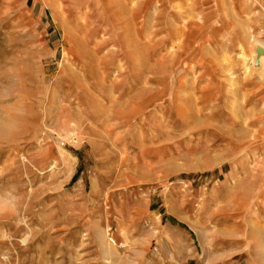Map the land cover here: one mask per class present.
<instances>
[{
    "label": "rangeland",
    "instance_id": "374dc122",
    "mask_svg": "<svg viewBox=\"0 0 264 264\" xmlns=\"http://www.w3.org/2000/svg\"><path fill=\"white\" fill-rule=\"evenodd\" d=\"M238 1L0 0V264H264Z\"/></svg>",
    "mask_w": 264,
    "mask_h": 264
},
{
    "label": "bare ground",
    "instance_id": "6f19581e",
    "mask_svg": "<svg viewBox=\"0 0 264 264\" xmlns=\"http://www.w3.org/2000/svg\"><path fill=\"white\" fill-rule=\"evenodd\" d=\"M246 38V37H245ZM237 41H244V37H238V34H237ZM246 40V39H245ZM255 42H256V44H253L252 43V51H254L255 50V48H259L260 49V53H257L256 52V55H253V57L251 58V61H253V63L252 64H255L257 61H261V53H263V56H264V43L263 42H261V41H259L258 39H253ZM246 42V41H245ZM252 42V41H251ZM242 43V42H241ZM231 46V45H230ZM226 47V46H225ZM263 51V52H262ZM182 57V56H181ZM237 58V57H236ZM238 59V58H237ZM259 59V60H258ZM238 60H240V59H238ZM237 60V61H238ZM232 62H233V60H232ZM239 62V61H238ZM233 65V64H232ZM225 69V68H224ZM225 71V70H224ZM236 71V70H235ZM99 228V227H98ZM100 232H102V231H100V230H98L97 231V234H99Z\"/></svg>",
    "mask_w": 264,
    "mask_h": 264
},
{
    "label": "crops",
    "instance_id": "0c3cea01",
    "mask_svg": "<svg viewBox=\"0 0 264 264\" xmlns=\"http://www.w3.org/2000/svg\"><path fill=\"white\" fill-rule=\"evenodd\" d=\"M242 3H244V4H247V0H240V1H238V8H239V10L241 11L240 13H242L243 11V9H242V7H241V5H242ZM246 10V9H245ZM244 13V12H243Z\"/></svg>",
    "mask_w": 264,
    "mask_h": 264
},
{
    "label": "clouds",
    "instance_id": "9594fccd",
    "mask_svg": "<svg viewBox=\"0 0 264 264\" xmlns=\"http://www.w3.org/2000/svg\"><path fill=\"white\" fill-rule=\"evenodd\" d=\"M26 242H27V238H25L24 240L21 241L22 244H23V243H26ZM4 259L6 260L7 257H4Z\"/></svg>",
    "mask_w": 264,
    "mask_h": 264
},
{
    "label": "water",
    "instance_id": "95a60500",
    "mask_svg": "<svg viewBox=\"0 0 264 264\" xmlns=\"http://www.w3.org/2000/svg\"><path fill=\"white\" fill-rule=\"evenodd\" d=\"M256 52H257V53H260V49H259V48H258V49H256Z\"/></svg>",
    "mask_w": 264,
    "mask_h": 264
}]
</instances>
